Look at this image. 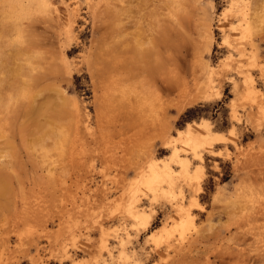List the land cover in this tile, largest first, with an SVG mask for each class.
<instances>
[{"label":"rangeland","instance_id":"obj_1","mask_svg":"<svg viewBox=\"0 0 264 264\" xmlns=\"http://www.w3.org/2000/svg\"><path fill=\"white\" fill-rule=\"evenodd\" d=\"M247 1L250 40L264 63V0ZM229 2L0 0V264H264V80L244 68L261 91L254 99L235 95L226 76L210 103L194 90L205 69L227 61L217 24ZM149 29L170 47L168 67L158 58L156 72L170 82L181 76L170 97L151 92L147 74L133 88L123 82L149 66ZM234 63L224 74L242 84ZM203 121L225 141L204 153L197 185L172 152L186 156L179 132ZM172 137L177 143L161 152ZM188 153L194 174L200 163ZM153 158L178 174L173 198L138 194L151 215L144 229L124 206ZM194 195L198 206L182 230L177 207ZM160 227L171 233L158 239Z\"/></svg>","mask_w":264,"mask_h":264},{"label":"bare ground","instance_id":"obj_2","mask_svg":"<svg viewBox=\"0 0 264 264\" xmlns=\"http://www.w3.org/2000/svg\"><path fill=\"white\" fill-rule=\"evenodd\" d=\"M229 3H230L229 8L226 9L227 11H224V13L222 14V18L219 20V22L217 24V30H219V32H221V34L223 35V42L219 46L222 49H227V51H228L227 61L219 63L216 66H210V68L205 69L206 73L204 72V74H206V78H205V80L203 79L205 82L202 81V86H200V87L197 86L196 87L197 89H194V90H197L198 92L201 91L200 92L201 94L203 93V96H201L200 93L197 92L201 96L200 99H203L202 101H205L207 103L212 102L214 97L218 95V91H217L218 89H217V85H215V83L217 80L223 79L225 76H226V78L228 77L227 79H229V84L231 86V90H232V92L235 93V95H238L239 92H245V97L247 99H254L256 92H261V91H259V89L255 86V81H254V78H253L252 74L250 73V71L244 69V68H246V66L256 68L259 72V75L264 80V63H260L258 61V59H259V55H258L259 48L258 47L256 48L252 39L250 40L251 29H254L253 27H251V23H253L254 21L250 22L249 19H251V18H248L249 13L247 14V12H248L247 11V4L249 5V3L247 0H230ZM230 14L232 15V17L230 16ZM234 17H237V21H234V19H233ZM206 29L207 30L205 31L206 32L205 38L212 40L213 39V33L211 30V25H208V27ZM254 30H252V31L254 32ZM156 31H157V29H156ZM147 32H148V34L146 35V40L144 43H148L149 47L146 49V52L144 55L147 56L145 58L148 59L147 62L149 64V66H147L146 70L142 71L139 75H137V70H136V74L125 76L123 78V82L128 84V88H131V87L133 88L134 85L132 84V81H135V79H137L139 76H142L143 74H147L148 80L146 79L145 84L148 86V88L151 90V92L164 93L167 97H170V95L172 96L171 93L174 91V89L177 90L179 87L181 90V88H182V87H180L181 85H178L179 84L178 81L180 80L181 76H180V78L178 77L179 79L177 78L178 81L176 80L178 82V84H176V86H178V87L175 86V88H174V85L172 86V84L177 83L176 81L170 82L171 77L170 78L169 77L162 78L163 76L161 77V74L159 72H156L159 69L158 67L156 69V66H155L157 63L156 59H158V58L161 59L162 62L160 64L163 65L164 68L168 67L167 61H170V59H168L170 55L168 56L166 54V52L168 51L167 53H169L170 50H167V49H169L170 47L167 46L168 43L165 42L166 41L165 37L162 38V36H161V38H159V39L165 40V41H162V40L156 39L157 35L155 33L156 37L154 36V30L149 29ZM253 35L255 37V34H253ZM157 40H159L158 43L159 44L161 43V45H158ZM154 41H155V43H154ZM163 42H165V43H163ZM247 43L250 45V47H249L250 49L247 48ZM162 44H163V47L165 50L163 48L161 50L162 51L164 50L163 54H166L167 57H165L166 55L165 56L160 55L159 52H162L161 50L158 52V50L160 49V46L162 47ZM139 45L143 46L141 42H139ZM209 46H211V43H209ZM209 51H210V48H209ZM181 52L182 51H180V53ZM235 53L237 54V56H235ZM178 56L180 57V54ZM178 56H177V58L180 60L181 57L179 58ZM234 60H235V63H234L235 64V71H237V73L240 76H242V78H241L242 84L238 80L231 78V77L227 76L226 74H224L225 70H229L230 68L233 67L232 63ZM243 60H245V61H243ZM179 68L175 67L174 69H176V70L178 69V71H179ZM140 70H142V68ZM166 73H167V71L163 70V75H165ZM176 74L178 75L179 73H176ZM183 79L184 78L181 79V82H180L181 84L184 83V81L182 82ZM195 81L198 82L197 80H195ZM199 85H200V83H199ZM124 88L125 87H123V89ZM186 90H185V93H186ZM189 90H187V92H189ZM192 92H195V91H192ZM197 93H196V95L194 94L195 97L197 96ZM187 95H189V93H187ZM189 96H191V95H189ZM189 96H188V98H189ZM197 99H199V98L197 97ZM196 126H197L198 130H196L194 128L193 124H188L186 129L183 131L180 130V132H179L180 134L178 133L179 136L177 135L179 137L178 143L179 144L181 143L184 146L189 147V150H182V151H184L185 155L187 156V154H189L188 152L190 151L193 155V158L200 163V165L197 166L198 168L195 170V173L192 174L190 172L191 161L186 156L181 157L179 148L178 149L175 148L173 150L172 158L180 166L182 173H183L181 175L188 177L190 180H193V182L195 181L198 185V182L202 178L201 174H203L202 173L203 172L202 164L204 163V153L208 152V154H213L215 145L220 144V143L224 142L225 140H224V137L222 136V134L215 133L212 131V127H211L212 125L207 121H203L202 123L196 124ZM169 138L167 139V141H165L163 147L161 148V152L163 151V153H164V151H167V149L170 148L173 143H175V142L177 143V140H175V139H177V137H175V139H173V137H172L173 141L172 140L170 141ZM176 174H178V172L176 173L172 170V167L170 166L168 161H165L164 159H160V158L151 159V161L148 162L147 167L144 168L140 172V174H138L136 176L135 180L133 182H131L129 185V193H128L129 198H128L127 203L124 206L125 213L133 216L136 219V221L139 223V225H141L144 229H147L151 223V215L148 214L147 212L144 213V212L140 211L139 197H138L139 195L138 194L143 192V191L145 192V190H146L150 193H153L154 195L157 194L158 192H161L164 194H169L173 198L174 194H175V193H173V188L175 185V179H176L175 176H177ZM116 188H118V187H116ZM122 196H123V194H122ZM123 199H125V198H123ZM123 199L121 198L119 200L123 201ZM193 206H198V201H197L196 195L192 196L191 204H189L188 207H185L183 205H178V207H177L179 214H180V220H179V223L177 226L179 228H181L182 230L185 229L186 227H188V225L191 223L190 217L192 215H190V210H191L190 208ZM121 210H123V208ZM117 215H118V213H117ZM72 227H74V226L72 225ZM159 229L161 231L157 234L158 239L163 238V236L165 234L169 235L171 233V230L168 229L167 227H160ZM66 233H65V235H66ZM76 238H79V236ZM107 242H108L107 234L103 230L101 240H100V244H101L100 248H102L101 251L103 249L107 250ZM62 249H64V248H62ZM62 251L64 252V253L62 252L63 253L62 260H64L68 256L66 254L67 250H65V251L62 250ZM125 255L126 254H124V251H123L121 256L125 257ZM70 257H71V254H70V256H68V258L71 259ZM97 259H99V258H97L96 256L94 258H92V260H94V262L98 263L97 261H99V260H97ZM77 261H79V260H76L74 262L76 263ZM90 261H91V259H90ZM80 262H83V260H81ZM81 264H86V263L84 262Z\"/></svg>","mask_w":264,"mask_h":264}]
</instances>
